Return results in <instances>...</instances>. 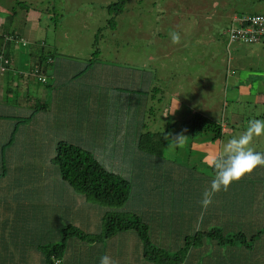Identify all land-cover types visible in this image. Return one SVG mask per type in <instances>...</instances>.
I'll list each match as a JSON object with an SVG mask.
<instances>
[{"label":"rangeland","instance_id":"obj_1","mask_svg":"<svg viewBox=\"0 0 264 264\" xmlns=\"http://www.w3.org/2000/svg\"><path fill=\"white\" fill-rule=\"evenodd\" d=\"M117 1L0 0V48H2L1 36L5 30L4 24L8 25L12 21L14 29L19 26L20 31L24 32V44L15 45L11 57L28 56L33 44L40 42L39 45L40 47L43 46L46 56L53 53L52 56L64 60L69 65L71 64L66 58H70L75 61L74 63L80 65L85 60L90 61L91 54L94 55L96 49H99V58H102L104 62H114V65H109L108 68L121 67L125 64L124 68H136L139 73L143 71L153 73L155 81L153 90L138 92L142 98L146 96L148 104L145 117L142 120L145 122L143 129L150 133H166L168 158L174 160L177 157L182 164H190L191 166L197 162V165H200L201 157L197 154L205 156L212 152L218 154L228 139L239 135L246 129L250 120L264 119V41L248 44L232 42L228 38V30L231 26L237 25L233 21V17L236 15L264 14V0H129L123 14L117 19V28L115 30L105 29L107 21L110 19L107 7ZM18 3L29 5L30 11L27 15L22 7L24 4L19 5ZM25 21L27 24L24 25ZM100 31H103L101 36H99ZM171 33L179 34V43L172 42ZM97 35L100 37L98 45L93 47ZM117 59L118 61H116ZM31 66L32 64L26 67L31 68ZM44 69L45 71L48 70L46 66ZM79 79L80 77L76 82H64L63 84L66 87H75L79 83ZM173 94L175 95L174 100L180 103V108L176 115L173 112L167 115V110L175 105L172 98ZM125 95H132V93L125 92L121 95L123 97L119 96L118 102L114 103L115 109L128 111V107H131L132 111L133 105L139 106V102L137 104L128 102L122 106L121 99ZM66 101L67 103L71 102V98H67ZM37 109L42 111L40 108ZM50 110H53L51 105L45 109L47 113H51ZM110 110L113 109L110 108ZM197 114L214 119L226 127L221 147L211 135L194 139L187 132L189 129L183 124L192 121ZM40 115L37 114L32 123L22 120L24 122L22 126L28 127L27 130H29L32 125L38 124L36 120ZM86 117L88 118L87 125L89 126V122L92 120L94 126H90V129L93 128L92 132H96L102 122L103 115L99 114L97 118H94L87 114ZM141 117L140 115H131V120L137 122ZM71 120L77 119L71 118ZM41 122L40 119L39 126ZM88 126H85V131L81 136L77 135V143L84 145L88 143L90 150L100 151L97 143L90 137L92 135L87 131L90 130L87 129ZM41 129L44 130V127ZM140 129L134 127L133 131L135 133ZM180 136L186 138L183 145L178 148H169L170 142ZM15 140H18V135ZM37 140L42 139L37 138ZM66 140L70 141L68 137H65V134H57L51 139L45 137L42 141L57 145L59 141ZM193 140L194 143H192ZM22 145L42 149L37 144L34 146L32 144ZM87 145L83 147L87 148ZM254 146L257 151L264 152V138L257 139ZM8 151H13V154H8ZM44 151L53 153L49 145H46ZM191 151L195 153L192 164ZM39 152L41 150L29 153L28 150L23 149L15 142L9 150L5 151L3 161L0 162H4L7 166L12 155L14 161L11 165L14 169L18 162L25 163L28 161L29 155H36ZM39 157L41 155L36 156V158ZM145 165H147V161ZM205 165L208 164L205 163ZM180 166L182 167L181 164ZM184 169L186 170V167ZM10 175L9 172L5 180ZM128 178L134 188L139 189L137 186L141 177L134 173V175H128ZM166 183V180H163L159 186L164 189ZM8 184L12 187H9ZM23 187H27V183L23 179L19 184L12 180H7L6 185L0 184V188L5 192L4 194H2L3 191L0 193L2 215H15L14 213L18 212V210L10 211L8 208L12 206L17 209L18 202L13 199V196L17 194V190L22 191ZM152 188L154 189V187ZM186 188L182 187L180 190V197H184L183 199L187 197ZM155 193L156 191L153 194ZM156 201L153 205L157 204ZM162 201L158 204L160 205ZM247 201L251 203L253 209H264V167L258 168L239 183L233 184L227 192H221L220 198L215 200L211 209L224 221L226 216L234 215L227 214V209L238 206L244 207ZM88 203H94L93 205L98 207L92 216V224L89 227L92 233L90 235L93 237L104 231L105 217L102 211L105 206L91 202L90 199H88ZM3 204L7 206V209L4 210ZM142 204L144 205V203ZM39 207L32 209H44V207ZM82 207L85 213L78 216L77 221L84 220L88 214L89 204H83ZM22 210H25V214L29 213L27 209ZM124 210L137 213L141 219L149 224L150 237L153 239L154 245L156 244L155 240H159L160 245L166 241L168 246H173L170 240L175 234L173 228H168L164 232L159 231L163 225H157L154 219L148 218L149 213L147 212L152 209L143 207L139 209L138 206L134 205L133 199L125 204ZM32 214L33 216L36 215ZM167 220H171V217ZM250 220L243 216L234 215L230 224L236 227L245 225L257 233L259 228L263 226L260 225L258 228L257 222ZM3 222L5 225L10 224L8 221ZM63 224L68 223L63 221ZM74 225L78 229L81 227L79 223H76V218ZM22 227L36 229L41 234L36 235L40 239L48 235L52 238L53 243L60 241H54L57 232L50 231L41 217H36V220L30 225L25 222ZM261 234H263V240L259 243V250L263 251L264 233ZM30 235L29 232L24 240H30ZM125 235L127 238H123ZM156 236L157 239H155ZM73 240L76 241L75 243L80 241L75 237ZM9 242L13 244V241ZM105 243L106 251L112 249L108 246L109 243L113 244L115 249L122 248L121 250H123L130 247L127 249L126 261H128L129 253L131 257L126 264L145 262L142 255L139 257V252L142 253L141 248L143 250L141 241L139 240L140 247H136L138 243L132 232L122 233L121 237L116 236L110 242L105 240ZM93 244L95 243L90 240L82 243V246L77 247V249L74 248L73 254L69 258L72 261L66 264H75L76 261H79L77 264H81L80 260L84 263L88 257L86 254L87 247L83 246H92ZM98 252L103 253L104 248L100 247ZM119 253L120 250L114 255ZM173 253L175 251H171V254ZM206 254L207 252L204 250H195L193 258L198 255L199 260L194 264H215L211 255ZM62 261V264H65L64 259Z\"/></svg>","mask_w":264,"mask_h":264},{"label":"trees","instance_id":"obj_2","mask_svg":"<svg viewBox=\"0 0 264 264\" xmlns=\"http://www.w3.org/2000/svg\"><path fill=\"white\" fill-rule=\"evenodd\" d=\"M128 1L129 0H118L116 3H113L107 7L110 19L107 21L105 29L115 30L117 28V19L123 14ZM18 4H24L22 7L27 15V13L30 11L29 5L26 3ZM257 16L264 17V14L247 15L245 17H240L234 22H236L237 25L241 24L242 26L248 27L251 25V23L246 20V18ZM25 24H27V21L24 22V25ZM4 26V29L7 28V32L9 31L8 34L15 37V41H19L23 37L24 32L20 31L19 26L14 29L12 26V21L9 22L8 25L4 24ZM232 27L233 26H231V28ZM102 32L103 31H100L99 36H101ZM99 36L97 35L95 46L93 47L98 45L100 38ZM1 38L3 40L5 36L3 35ZM262 41H264V37L257 43ZM39 44L40 42L33 44L30 49L31 54L34 57L33 59L36 61L33 63L30 70L25 72L17 71L16 74L19 77L27 80L33 78L35 79L38 87L53 91L55 90V84L54 82L53 84L51 83L52 81L48 78V74L44 71L43 59L45 58L46 60H49L50 57H55L52 56L53 53H51L49 56H46L45 52L43 51V46L41 45L42 47H40ZM99 53V49H96V53L94 55L91 54V62L85 60L84 62L80 63V65H78L79 72L77 76L80 77L79 82L82 84H79V87L76 90L77 93L81 94L84 93L88 88H91L90 85H93L94 90L98 93V96L103 99L102 96L105 90L100 76L109 65H114V62H104L102 58L98 57ZM4 58L7 59L9 63L6 65L5 70L3 72L0 71V73L5 75L7 73L10 74V72H14V58L6 52H4ZM67 59L70 61L72 60L70 58ZM66 80L67 81L65 82L71 83L75 81L76 78L73 76H68ZM83 82L85 83L83 84ZM60 85L62 88L64 87V84ZM151 90H153V88ZM154 90H156V88H154ZM12 94L18 95L17 90H14ZM27 98L28 106L32 109L33 113L31 116L25 117L24 119H18V125H22V123H24L22 120L32 123L35 116L45 111V109H47L50 104L47 102L48 99L43 101L34 94H31ZM71 99H74V96ZM110 106L114 108V104H111ZM102 107H105V105ZM37 108L42 109V111H39ZM181 123L183 124V121H181ZM77 125L82 126L83 124ZM183 125L188 127L189 131L187 132L194 139L197 137L202 138L206 137L207 135H211L213 136V140L219 143V147L222 146L221 143L225 134L224 131H226V127L222 126L220 123H217L214 119L197 114V116L192 121H188ZM20 129L21 127L17 128V131L19 132ZM80 135L82 134L80 133ZM165 136H167L166 133L149 132L140 136L137 144L132 146L127 145V148H125V153H120L119 159L123 158L125 159V162H128L130 160L129 158L134 156H138L140 159H134L131 162L130 168H121V170L118 171H116L117 169L114 166L116 161V159H114L115 155H112L111 159H107L108 156L106 153L101 154V156L99 155V157L97 156V151H92L89 149V145H87V148H85L72 142L74 139H69L70 141H59L53 150L52 157H50L48 161H42V163H40L37 168L38 170L34 172V175H26L29 173L27 171L23 174L25 177L20 175L15 176V181L18 184L23 179L27 184L30 182L36 185V187H23L26 190L25 194H27L29 198H31V195L34 198L39 199L40 196H47L49 191H45V189H51V186L59 185L61 187H68V189L73 191L75 194L83 196L87 201L90 199L91 202L99 203L105 206V208L100 207L103 208L102 212L105 217L104 231L93 237L90 235L92 234L90 230L88 231L81 228V225V227L78 225L80 227L78 229V227L74 225V217L84 215L85 210L83 207L77 208V210L74 207L70 209L67 208V211L69 210V215H71V217H68L69 215L66 211V216L63 213L62 222L64 221L68 224L62 225L61 222L58 226L54 227L51 224L47 225L45 223L50 231L57 232V236H55L54 241L57 242L60 240L57 243H53L52 238L46 235L45 237L47 239L50 238L48 241V243H50L46 244L40 241V245H38V247L45 252V264H56L59 261L60 264H62V260L64 259L66 251L75 246V244H77V247H80L82 246L81 244H84L86 241L91 240L93 243H95L92 246H83L89 248V251H86L88 254L91 249L99 251V246L102 247L103 245H106L105 240L110 242L112 238L122 233L129 232H132V234L135 236V239L137 240L138 244L136 247H140L139 240L141 241V246H143V250L141 248L142 253L139 252V257L142 255L145 262L141 264H194L199 260L198 255L193 258V252L197 249L205 250L206 252H209V254L213 252V254L211 253L212 259H214L216 263L219 264L221 263L219 261L220 256L217 255L219 250H215L223 248L221 249V252H223L224 250L226 251L228 248L233 246L240 247L242 244L246 245V243L243 242L244 239H253L260 236L261 233H264V209H253L249 201H247L244 207L238 206L227 209V214L231 213L241 217L246 216V218H249L253 221L257 220L258 228L260 225L263 226L259 228L257 233H254L249 227L245 225L238 228L237 230L232 228L230 225V220L234 215L226 216L225 222V220L222 221V219L212 211L211 206L206 211H202L199 201L202 198L203 192L210 188L208 186L206 187L205 181H200L196 185L187 187V197L185 199H183L184 197L181 198L180 194L178 193V195L177 192L171 188V184H168L167 181L169 177L172 181V171L170 172V168H172L174 163L172 161L175 160L169 159L166 154V145L168 144V141L165 139ZM194 142L195 141L193 140L192 143ZM149 160H151L153 167H148L145 165L146 161L148 162ZM203 165H205V162H203ZM205 167L211 170L213 178V169L208 165H205ZM49 169L54 170V172L52 173ZM6 170V168L2 170L0 178L5 176L7 173ZM134 173L136 176L138 175L141 177V181L137 186L139 189L137 190L134 188L128 178V175H134ZM162 178H165L167 182L164 189L163 187L159 186ZM206 183L209 185V182L206 181ZM152 187H154V189ZM155 191L156 193L153 194ZM4 193L5 192L3 191L2 194ZM134 194L136 195L135 197ZM158 194H160L161 197L157 196ZM162 196L163 201L160 205L155 206L156 208H150L149 206L143 204L139 205L138 208L140 209L143 207L152 209L151 211L147 212L150 215L148 218L154 219L157 225H163L159 231L164 232L168 228H173L172 230L175 232V234L173 235L172 239H170L173 243V246H168L166 241L160 245L159 240H155L156 244L154 245L153 239L150 237L149 224L141 219L137 213L124 210L125 204L129 201H132L133 199L141 198L143 203L149 204L151 202L148 199L155 201L158 197V199L162 198ZM220 196L221 193L218 196H214V203L216 199L220 198ZM159 201L160 200H157L156 202ZM2 206L4 210L7 209V206L4 204ZM97 208L98 207L96 205V209ZM22 209L24 208H22L21 205H17V209L12 206L8 208L10 211L18 210L17 213H14L15 215H11L14 222L12 220H10V222L13 224H16L18 220H20V223L22 222L23 217L25 216V210ZM53 214L56 216L55 212ZM169 217H171V220H167ZM22 228L27 233L30 232L35 236L41 235L40 232L34 228ZM18 232H21V230ZM250 234L253 235L249 236ZM73 236L80 241L75 243L76 241L73 240ZM157 236L155 239H157ZM71 237L72 239H70ZM109 246L113 247V244H110ZM210 248H212L211 252L209 251ZM97 251L95 253H97ZM171 251H175V253L171 254ZM128 261L125 259V263ZM80 262L83 264L81 260ZM77 263H79V261Z\"/></svg>","mask_w":264,"mask_h":264},{"label":"crops","instance_id":"obj_3","mask_svg":"<svg viewBox=\"0 0 264 264\" xmlns=\"http://www.w3.org/2000/svg\"><path fill=\"white\" fill-rule=\"evenodd\" d=\"M245 16L247 15H236L233 17V21H236L240 17ZM8 32L7 28L3 30V35L5 36V38L1 41L2 48H0V51H4L7 54L11 55L15 45H22L24 37H22L19 41H15V37L10 36ZM13 58L15 71L10 72V74L7 73L5 75L0 73V161H3V155L5 151L9 150V148L12 147L15 142H17V144L23 149L28 150L29 153L37 152L40 150L41 152L37 153L36 155H29L27 162H18L17 167L14 169L11 165L14 161V157L12 155L10 158V163L7 166L4 164V162H0V174L2 173V170H4V168L7 169V173L5 174V176L0 178V184L6 185L7 180L15 181L16 175L24 176L23 174L27 171L29 173H27L26 175H34V172L38 170L37 168L39 164L44 160L48 161L49 158L52 157L53 153H46L44 149L46 145H49L50 150H54L56 144H50L49 142L42 141L45 137L51 139V137L57 134H65V137L74 139V141L72 142L79 144L80 146L87 145L88 143L85 145L82 143H77V135L81 136L80 133L82 134L83 131H85V126H88V118L86 117L87 114L92 115L94 118H97L99 114L103 115V119L101 120L102 122L98 126V130L96 132H92L93 128L90 129V126H94L92 120H90V124L87 127V129H90L87 131H89V134L92 135L89 136L97 143V146L99 147L100 151H97V156H101V154L106 153V155L108 156L107 159H111V156L115 155L114 159H116V161L114 166L117 169L116 171L121 170V168H130L131 162L134 159H140V157L134 156L132 158L130 157V160L128 162H124L125 159H119V155L120 153H125V148H127V145L132 146L134 144H137L140 136L149 133L145 132V129H143L145 127V122L142 121L145 117L144 114L146 113V108L148 106L147 99L146 96L142 98V96H140L138 92L142 90L145 92L149 91L152 87L155 86L153 73H149L146 71L139 73V70H137L136 68H124L125 64H123L121 67H107L100 76L105 90L102 99L100 96H98L97 91L94 90L93 85H90L91 88H88L84 93L81 94L77 93L76 90L79 87V84H82L80 82L75 87H66L65 84L63 88L61 87L60 84H63L65 81H67L66 79L68 78V76H73L74 78H76V80L73 82H76L78 79V64L74 63L75 61L73 60H68L71 64L69 65L64 60L57 57H50L49 60H46L45 58L43 59L44 66L48 68L47 71H45V69L44 71L48 74V78L52 81L51 83L53 84L54 82L55 84V90L52 91L46 88L38 87L35 79L33 78L27 80L19 77L16 74L17 71H29L30 68H27L26 66L31 64L33 65V63L36 62L35 59H33L34 57L31 53L28 54V56H19ZM116 61H118V59ZM127 63H130V61H127ZM14 90H17L18 95L12 94ZM125 92L132 93V95H125L124 98L121 99L122 106L123 104L128 102H132L133 104H137L139 102V106L133 105L132 108L134 109H132V111L131 107H128V111L111 107L110 105L117 103L119 96L123 95V93ZM31 94H34L35 96L41 98V100L43 101L48 99L47 102L50 103L49 106L51 105L53 110H50L51 113L43 111L36 120L38 124L32 125L29 130H27L28 127L18 125L17 120L31 116V114L33 113L32 109L28 106L27 98ZM73 96L74 99H71V102L67 103L66 99L69 97L72 98ZM174 96L175 95L173 94L172 98ZM174 98L173 101H175ZM103 105H105V107H102ZM110 108H112L113 110H110ZM179 108L180 103H177L175 101V105L171 106V109L167 110V115L170 112H173V114L176 115L179 111ZM131 115H140L142 117L137 122H133L131 120ZM71 118H76L77 120H71ZM40 119L42 122L39 126ZM77 124L83 125L79 126ZM19 127H21V129L18 132L17 128ZM41 127H44V130H42ZM134 127L141 129L139 131H135L134 133ZM17 135L18 140H15V137ZM37 138H41L42 140H37ZM22 144H32V146H34V144H37L42 149L23 146ZM8 154H13V151H8ZM37 155H41V157L36 158ZM194 155L195 153L191 151V164L193 162ZM197 155L201 157L200 165H197V162L195 160L194 162L196 163L191 166L190 164H182L178 161L179 158L177 157L174 158L175 161H172L174 162L172 168H170V172L172 171V181L170 177L167 181L168 184H171V188L175 190L177 194H180V190L182 189V187H190L191 185H196L200 181H205L206 187H210L212 172L210 169L206 168L205 165H203L205 155ZM178 162L182 165V167ZM147 166H153L151 160L147 162ZM185 167L186 170L184 169ZM50 171L52 173L54 172V170L52 169ZM9 172L11 175L8 177V179L5 180ZM163 180L166 179L162 178L161 181ZM206 181L209 182V185L208 183H206ZM8 186L12 187L10 184H8ZM27 187H36V185L28 182ZM51 187L54 188L45 189V191H49L48 195L40 196V199L34 198L32 195V199L29 198L27 194H25V189H22V191L17 190V194L13 196V199L18 202V205H21L22 208L27 209V211L29 212L27 214H24L25 216L23 217L21 223L20 220H18L16 224H13L12 222H10V220L14 222L13 217H11V215H2L0 211V264H45V252L42 251V249H40L38 245H40V241L49 244V239H47L46 237L40 239V237L35 236L31 233L30 240H24L28 233L21 227L23 224H25V222H27L28 225L32 224L36 220V217H41L47 225L51 224L52 226L56 227L59 225V223L62 222L63 213L66 216L65 213L67 211V208L70 209L74 207L77 210V208H81L83 204H89L88 214L84 220L77 221V217L74 218H76V223H79L82 226L81 228L88 231L90 230L89 227L92 224V216L94 215L96 210H98L96 209V206L88 203V201L83 196L75 194L73 191L68 189V187H61L59 185ZM2 188H0V193H2L3 191ZM186 191L188 192V190ZM157 196L161 197L160 194H158ZM158 198L157 200L160 201L163 199ZM148 200L151 203H144V205L151 207L154 201L151 199ZM159 202L153 205V207L158 206ZM142 203L143 201L141 200V198L134 199L135 206H139ZM37 206H40L39 208L44 207V209H32ZM54 212L56 213V216L53 214ZM32 213L36 215L33 216ZM67 214H70L69 210L67 211ZM68 217H71V215H69ZM243 217L246 218V216ZM3 221H8L10 224L5 225ZM73 222H75V220ZM255 222H257V220H255ZM230 225L235 230L240 228V226L236 227L232 224ZM20 230L21 232H18ZM253 234H250L249 236H252ZM126 236L127 235H125L123 238H127ZM22 239L23 241H21ZM262 240L263 234L256 237L253 247L248 248L245 247L244 244H242L240 247L233 246L231 248H228V250H226L227 252L225 250L221 252V249L223 248L215 250H219L217 254L218 256H220L219 261L221 263L219 264H264V250H259V243ZM9 241H13V244H11ZM110 244L111 243H109L108 246ZM102 247L104 248L103 253H98L97 250L92 249L90 252H88V254L86 253L88 258L84 260L83 264H99V258L102 255L110 256L115 261V264H126L125 259L127 256V249L130 247L121 250L122 248L115 249V246L113 245V247L110 246V248L112 247V249L107 251L105 250V245H103ZM74 248L77 249V244L66 251L67 254L64 255L65 264L69 261H72L71 259L69 260V258L71 254H73L72 250ZM87 250L89 251V248H86V251ZM119 250L120 253L115 256L114 253ZM96 251L97 253H95ZM209 251L211 252L212 248H210ZM211 253L213 254V252ZM211 253L209 254V252H207L206 255H211L212 257ZM130 256L131 254L129 253L128 259L130 258ZM214 263L217 264L215 260ZM75 264H77V261L75 262Z\"/></svg>","mask_w":264,"mask_h":264},{"label":"clouds","instance_id":"obj_4","mask_svg":"<svg viewBox=\"0 0 264 264\" xmlns=\"http://www.w3.org/2000/svg\"><path fill=\"white\" fill-rule=\"evenodd\" d=\"M171 39L173 43H179V34L171 33ZM259 138H264V119L250 120L246 129L228 139L218 154L212 152L205 156L204 162L213 169L214 176L210 188L203 192L199 201L202 211H206L214 204L216 194L227 192L233 184L239 183L258 168L264 167V152L257 151L254 146ZM165 139L168 137L165 136ZM185 140L186 138L180 136L170 142L169 148H178ZM255 240L256 237L244 239L243 242L249 248L253 247ZM99 264H115V261L108 255H102Z\"/></svg>","mask_w":264,"mask_h":264},{"label":"built area","instance_id":"obj_5","mask_svg":"<svg viewBox=\"0 0 264 264\" xmlns=\"http://www.w3.org/2000/svg\"><path fill=\"white\" fill-rule=\"evenodd\" d=\"M251 25L246 27L241 24L233 26L228 30V38L232 42H244L248 44H255L264 37V17H248L246 18ZM9 63L4 58V52H0V71L5 70L6 65Z\"/></svg>","mask_w":264,"mask_h":264},{"label":"bare ground","instance_id":"obj_6","mask_svg":"<svg viewBox=\"0 0 264 264\" xmlns=\"http://www.w3.org/2000/svg\"><path fill=\"white\" fill-rule=\"evenodd\" d=\"M56 264H60V261H59V262H57Z\"/></svg>","mask_w":264,"mask_h":264}]
</instances>
